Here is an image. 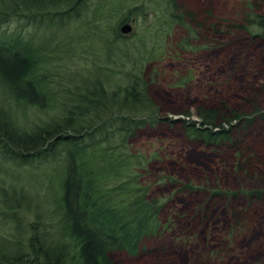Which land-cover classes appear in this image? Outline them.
I'll return each instance as SVG.
<instances>
[{"label": "rangeland", "instance_id": "rangeland-1", "mask_svg": "<svg viewBox=\"0 0 264 264\" xmlns=\"http://www.w3.org/2000/svg\"><path fill=\"white\" fill-rule=\"evenodd\" d=\"M175 1L195 18L160 34L168 7L144 1L138 4L144 17L128 22L132 30L126 37L114 36L117 17L103 19L104 26L87 22L96 0L67 5L57 1L48 12L10 17L6 24L12 18L26 23H18L11 35L2 24L0 33L19 37L30 46L44 91L55 101L43 109L24 110L0 92V106L14 105L29 131L65 116L62 104L67 98L71 101L68 90L76 93L73 81L80 87V81L90 82L94 76L104 84L116 78L121 88L127 80L124 73L132 71L146 87L157 116L125 145L142 162L141 169L134 170L136 184L147 188L148 199L161 202L159 234L145 238L136 255L111 253V260L115 264H264V196H245L249 191L264 192V118L256 117L264 114V34L253 40L236 26L243 10L264 14V0ZM6 3L0 0V7ZM29 26L32 30L26 31ZM141 44L155 45L156 50L138 49ZM200 109L254 120L246 130L235 127L237 120L224 124L231 141L209 145L194 140L183 125L191 121L199 127ZM56 168L51 166L41 175L34 168L0 165L7 171L0 173V192L8 193L12 205L19 203L15 214L22 226L15 232L9 215L5 223L0 213V239L24 243L30 226L50 222L48 200L54 193L48 197L47 188L58 179ZM28 171L34 172L32 176ZM0 211L5 210L0 206ZM6 247L13 250L16 245Z\"/></svg>", "mask_w": 264, "mask_h": 264}, {"label": "trees", "instance_id": "trees-1", "mask_svg": "<svg viewBox=\"0 0 264 264\" xmlns=\"http://www.w3.org/2000/svg\"><path fill=\"white\" fill-rule=\"evenodd\" d=\"M57 1L67 5L81 0H6V5L0 7V26L12 16L24 18L27 14L32 17L35 12H48ZM143 1L168 7L159 34L176 25L185 26L186 20L192 22L195 18L194 14L180 10L175 0H96L87 22L104 26V20L117 17L114 36L126 37L128 34H121L120 27L131 19L144 17L138 5ZM252 10L241 11L236 26L254 40L258 33L264 34V14ZM211 28L219 32L216 25ZM143 41V37L138 40ZM140 47L144 51L156 50L155 45ZM125 57L133 59V56ZM36 68L29 45L19 37L0 33V92L16 107L43 109L55 101L44 91ZM101 68L98 70L102 72ZM124 74L127 80L121 88L120 79L116 78L104 84L94 76L90 82L80 81V87L73 81L76 93L68 90L71 101L67 98L62 104L65 116L29 131L22 126L14 105L7 109L0 106V165L5 162L17 169L34 168L41 175L56 166L58 177L51 182L48 179V197L54 193L48 200L50 222L37 221L30 226V236L24 243L17 238H1L0 264H115L109 256L111 253L136 255L145 238L159 234L157 217L161 202L148 199L147 188L136 184L138 177L134 170L141 169L142 162L125 145L137 129L147 121H155L157 111L147 99L146 87L138 76H133L132 71ZM69 106L71 109H67ZM198 116L199 127L183 121L184 128L194 140L209 145L231 141V131L224 124L237 120L235 127L246 130L254 120L237 113L227 117L217 109H200ZM256 117L264 118V114ZM5 172L0 170L1 174ZM31 173L34 172L28 171V176ZM7 194L0 192V206L5 210L0 211L4 213L1 219L5 221L9 215V224L15 225L16 232L22 227L15 214L19 203L12 205ZM262 195L261 191L245 193L249 199H259ZM9 243L16 248L8 250Z\"/></svg>", "mask_w": 264, "mask_h": 264}, {"label": "clouds", "instance_id": "clouds-1", "mask_svg": "<svg viewBox=\"0 0 264 264\" xmlns=\"http://www.w3.org/2000/svg\"><path fill=\"white\" fill-rule=\"evenodd\" d=\"M19 24H24L26 23L25 21H17L15 18H12L10 20V22L6 25H4V28L8 31V34L11 35L15 29L17 28V25ZM32 30V26H29L26 31H31Z\"/></svg>", "mask_w": 264, "mask_h": 264}, {"label": "water", "instance_id": "water-1", "mask_svg": "<svg viewBox=\"0 0 264 264\" xmlns=\"http://www.w3.org/2000/svg\"><path fill=\"white\" fill-rule=\"evenodd\" d=\"M132 26L130 23L126 22L120 27L121 34L127 35L131 32Z\"/></svg>", "mask_w": 264, "mask_h": 264}, {"label": "flooded vegetation", "instance_id": "flooded-vegetation-1", "mask_svg": "<svg viewBox=\"0 0 264 264\" xmlns=\"http://www.w3.org/2000/svg\"><path fill=\"white\" fill-rule=\"evenodd\" d=\"M214 130H216V129H214Z\"/></svg>", "mask_w": 264, "mask_h": 264}, {"label": "bare ground", "instance_id": "bare-ground-1", "mask_svg": "<svg viewBox=\"0 0 264 264\" xmlns=\"http://www.w3.org/2000/svg\"><path fill=\"white\" fill-rule=\"evenodd\" d=\"M195 119V118H194Z\"/></svg>", "mask_w": 264, "mask_h": 264}]
</instances>
